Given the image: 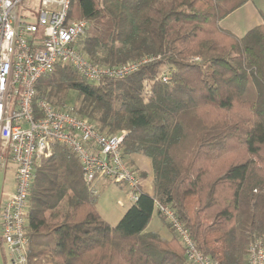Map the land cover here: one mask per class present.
Returning <instances> with one entry per match:
<instances>
[{"label":"trees","instance_id":"obj_1","mask_svg":"<svg viewBox=\"0 0 264 264\" xmlns=\"http://www.w3.org/2000/svg\"><path fill=\"white\" fill-rule=\"evenodd\" d=\"M249 0H71L68 18L87 23L77 49L99 66L154 58L119 79L91 83L68 65L34 86L46 101L100 133L126 134L122 156L149 160L151 193L110 225L93 184L70 150L34 168L26 264H189L155 203L169 207L196 250L216 264H247L264 247V12L237 37L219 23ZM166 78L164 81L163 79ZM65 107V106H64ZM38 116V114H36ZM156 212L170 240L147 231Z\"/></svg>","mask_w":264,"mask_h":264},{"label":"built area","instance_id":"obj_2","mask_svg":"<svg viewBox=\"0 0 264 264\" xmlns=\"http://www.w3.org/2000/svg\"><path fill=\"white\" fill-rule=\"evenodd\" d=\"M70 1L0 0V168L6 161L14 166V191L0 208V243L6 248L8 264L27 262V211L34 168L41 158L50 156L52 144L71 151L86 183L107 180L124 186L130 203L139 194L137 173L122 156L124 131L100 133L71 108L56 109L46 101H39L34 112V86L51 75L56 65H68L85 80L98 83L128 76L154 59L121 66L91 63L76 47L87 23L68 18ZM155 210L177 235L189 264H216L196 250L169 207L155 203ZM246 261L264 264L261 240L248 245Z\"/></svg>","mask_w":264,"mask_h":264},{"label":"rangeland","instance_id":"obj_3","mask_svg":"<svg viewBox=\"0 0 264 264\" xmlns=\"http://www.w3.org/2000/svg\"><path fill=\"white\" fill-rule=\"evenodd\" d=\"M253 7L256 9H259L261 11L264 10V0H250L248 5L245 7L238 9L237 11H234L230 15H228L226 18H224L220 22V26L222 28L229 29L231 31H234V33L238 36L243 35L247 30L254 27V22L252 20H247L246 12L251 10ZM256 18V16H255ZM77 104L75 100V93L70 92L63 101V107H71ZM52 154V151L50 152V155ZM48 158V157H46ZM45 157L41 158L37 163L36 166L39 164V162L42 159H46ZM131 166L139 172H150V163L149 160L142 157L141 155H134L132 157H129ZM11 173L8 169H0V199L1 196L4 195L5 191L8 189V186L12 184L11 181ZM104 182V185L102 183L96 184L94 186L95 182L93 183V186L95 187V195L97 197V210L102 215V217L109 223L110 225L116 224L119 219L122 217V213L124 208L119 207L116 202L117 201H125L124 192L119 185L114 184L107 180H102ZM142 187L145 191L148 193H151L152 189V177L151 174L147 176L144 180H142ZM1 204V203H0ZM126 207V206H125ZM167 228H165L163 225H161V222L159 221V218L156 217V212L153 213L152 221L150 222L148 226L149 231H153L161 237H165L168 239L169 235L167 234ZM171 236L172 233L170 230H168ZM163 233V234H162ZM167 234V235H166ZM0 264H8V256L6 248L3 244L0 243Z\"/></svg>","mask_w":264,"mask_h":264},{"label":"crops","instance_id":"obj_4","mask_svg":"<svg viewBox=\"0 0 264 264\" xmlns=\"http://www.w3.org/2000/svg\"><path fill=\"white\" fill-rule=\"evenodd\" d=\"M250 2V0L249 1H247L242 7H240L239 9H241V8H243V7H245L246 5H248V3ZM238 10V9H237ZM236 10V11H237ZM264 12V10L263 11H261V10H259V9H256L255 7H253L251 10H249V11H247L246 12V16H247V20L249 19V20H252L253 22H254V26H256V25H260L261 23H262V13ZM255 16H256V18H255ZM219 25H220V23H219ZM221 27V26H220ZM222 28V27H221ZM222 29H225V30H227V31H229V32H231L232 34H234L235 36H237V37H240V36H238V35H236L235 33H234V31H231V30H229V29H226V28H222ZM242 36V35H241ZM1 169V168H0ZM3 169H8L9 171H10V173H11V181H12V184L10 185V186H8V189L5 191V193H4V195H2L1 196V199H0V208H1V206H2V204H3V202L6 200V199H8L11 195H12V193H13V191H14V166L12 165V164H10V162L9 161H6V163H5V167L3 168ZM147 174H148V176L151 174V171L149 172V171H147L146 172ZM98 183H102L103 185H104V182H102V180H96L95 181V184H94V186H96V184H98ZM141 186H142V183H141ZM118 187H120V189H122V191L124 192V196H125V201H117L116 202V204L119 206V207H122V208H124V210H123V213L122 214H124V212L129 208V206L131 205V203L127 200V198H126V188L124 187V186H121V185H119ZM94 189H95V187H94ZM96 192V191H95ZM147 192V191H146ZM1 195V194H0ZM126 206V207H125ZM100 214V213H99ZM100 216L102 217V215L100 214ZM156 217H157V215H156ZM103 218V217H102ZM153 218V217H152ZM104 219V218H103ZM157 219H158V217H157ZM105 220V219H104ZM106 221V220H105ZM151 221H152V219H151ZM150 221V222H151ZM107 222V221H106ZM150 224V223H149ZM162 225V224H161ZM149 226V225H148ZM167 230V229H166ZM147 231H149L148 230V227H147ZM149 232H153V231H149ZM153 233H155V232H153ZM157 234V233H156ZM163 234V233H162ZM167 234L169 235V237H168V239H166L165 237H161V235H159L162 239H164V240H170L171 239V235H170V233L168 232V230H167ZM166 234V235H167Z\"/></svg>","mask_w":264,"mask_h":264}]
</instances>
